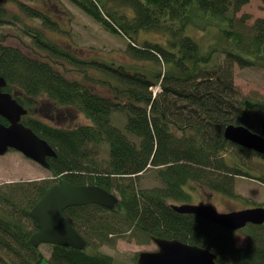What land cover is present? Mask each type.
Instances as JSON below:
<instances>
[{"label":"trees","instance_id":"trees-1","mask_svg":"<svg viewBox=\"0 0 264 264\" xmlns=\"http://www.w3.org/2000/svg\"><path fill=\"white\" fill-rule=\"evenodd\" d=\"M68 1L110 33L125 37L128 55L146 67L132 72L124 65L78 61L69 51L46 42L39 32H26L36 50L46 55L43 60L4 45L0 34V73L7 88L22 93L17 100L27 115L21 123L56 154L47 160L53 181L0 186V264L44 260L40 246L29 244L37 231L30 211L60 179L76 186H98L114 193L118 203L112 210L96 205L66 209L65 219L87 248L52 246L48 264H115L97 248L128 232L131 238L175 239L206 249L216 256V264H264V224L241 230L246 245L239 247L235 233L171 209V205L189 204L191 196L185 191L189 183L237 198L234 177H249L242 161L252 151L227 142L223 134L229 125L259 134L264 119V103L247 109V100L233 81L235 66L264 70V19L246 28L236 17L250 0ZM20 9L46 27L55 25L33 7L21 3ZM189 30L213 34L214 45L202 48ZM145 31L165 34L167 40L139 47L135 36ZM48 56L100 72V83L108 93H98L96 77H85L95 89L68 79L62 66ZM154 87L161 90L156 95ZM38 103L51 106L53 113L72 110L86 123L51 126L44 122ZM113 112H126L124 131L112 124ZM1 123L6 125L3 119ZM103 145L107 161L99 156ZM147 171L155 173L160 187H137Z\"/></svg>","mask_w":264,"mask_h":264},{"label":"rangeland","instance_id":"rangeland-1","mask_svg":"<svg viewBox=\"0 0 264 264\" xmlns=\"http://www.w3.org/2000/svg\"><path fill=\"white\" fill-rule=\"evenodd\" d=\"M7 2L0 9V11L2 10L0 34L4 36V45L16 47L30 56L36 54V57H43L42 59L44 60L46 55L39 53L33 44V39L25 35L26 32L32 33V31H36L44 37L46 42L69 51L78 61L97 60L103 64L124 65L126 69L132 72L136 68L142 69L146 67L144 62L132 59L128 55L127 43L129 42L125 37L110 33L68 0H56V2L51 0H12ZM21 3L33 7L42 13L44 12L55 21V25L46 27L39 20L26 17L20 9ZM127 15L130 18L133 17L132 12H128ZM236 17L241 22H244L246 28H251L256 20L264 19V4L261 0H250L236 14ZM16 18L20 19L21 23H17L14 20ZM188 34L204 49H207L211 44L214 45L215 38L213 34L207 35L194 30H189ZM135 39L136 44L140 47L144 42L164 43L167 40V35L156 31H145L136 35ZM49 57L48 60L62 66V70L68 79L76 80L89 88L95 89L85 77L86 75L89 78L96 77L98 93L104 96L108 93L107 88L100 83V77L102 78L100 72L82 63L77 62L78 64L74 65L62 60L52 59L51 57L49 59ZM233 78L234 85L242 98L251 103H264L263 69H242L235 66ZM159 91H161L159 87L152 88L153 95L158 94ZM56 111L59 112L56 118L52 120L49 117L44 119V122L51 126L61 127H67L75 123H86L82 115L80 116L72 110L58 109ZM111 121L116 128L124 131L127 121L126 112H113ZM99 152L100 158L107 161V146L103 145L100 147ZM230 153H237V151L232 150ZM251 153L249 157L242 161L245 164V170L251 178L234 177V192L237 198H227L222 194L211 193L196 183H189L185 186V191L191 196L188 203L202 205L204 201L206 202L204 204L210 205L219 213L264 206V159L254 152ZM46 179L53 181L50 172L27 159L21 153L10 150L5 155L0 156V186L9 183H26ZM160 186L161 184L155 177V173L147 171L141 177L137 187L151 189ZM129 234L130 232L123 233L118 237H112L110 238L112 241L105 245H99L97 250L111 256L115 264H137L136 257L139 252L155 251L157 249L151 239H146L141 235L131 238L128 236ZM236 243L239 247H243L246 245V239L237 233ZM40 248L45 255L44 260L40 264H48L47 260L50 257L52 246L42 244Z\"/></svg>","mask_w":264,"mask_h":264},{"label":"water","instance_id":"water-1","mask_svg":"<svg viewBox=\"0 0 264 264\" xmlns=\"http://www.w3.org/2000/svg\"><path fill=\"white\" fill-rule=\"evenodd\" d=\"M8 0H0V7ZM5 86L0 76V156L14 150L46 170L50 169L48 159L55 158L52 148L21 123L27 112L9 95L1 92ZM247 109L253 103L244 102ZM5 120L8 126L1 123ZM224 139L240 148L264 157V119L259 134L252 133L243 126L229 125L225 128ZM118 203L114 193L93 185L76 186L60 179L50 186L41 200L30 211L37 224L29 244L39 247L42 244L67 247L78 251L87 248L85 240L65 219L63 212L72 207L96 205L112 210ZM177 214L194 215L229 231H238L246 225L264 224V207L219 213L210 205H171ZM157 249L142 251L136 257L137 264H216V256L210 251L182 243L175 239L152 238Z\"/></svg>","mask_w":264,"mask_h":264},{"label":"flooded vegetation","instance_id":"flooded-vegetation-1","mask_svg":"<svg viewBox=\"0 0 264 264\" xmlns=\"http://www.w3.org/2000/svg\"><path fill=\"white\" fill-rule=\"evenodd\" d=\"M8 3V2H7ZM5 5V4H4ZM3 5V6H4ZM2 6V7H3ZM2 7H0V9H2ZM42 13V12H41ZM44 13V12H43ZM44 15L45 16H47L45 13H44ZM0 76L4 79V81H5V86L4 87H2L1 88V92L2 93H4V94H9L12 98H13V100H15L16 101V103H18V100L17 99H19L20 98V96L22 95V93L21 92H19V91H17V89L15 88V87H8L7 88V81H6V79L1 75V73H0ZM18 105H20L21 106V104L20 103H18ZM38 106H39V112L40 113H42L43 115H45V117L48 119L49 117H51L52 118V120L54 119V118H56L57 117V115L59 114V112L58 111H56L55 110V112L53 113V109L51 108V106H48V105H46L45 103H38ZM22 107V106H21ZM58 112V113H57ZM27 115V114H26ZM25 115V116H26ZM58 118H59V116H58ZM6 126H8V124H7V122H6ZM204 203H206V202H204L203 201V204L202 205H204ZM237 211V210H236ZM229 212H232V211H229ZM229 212H226V213H229ZM248 225H250V224H248ZM217 226V225H216ZM247 226V225H246ZM245 226V227H246ZM244 227V228H245ZM243 228V229H244ZM224 229V228H223ZM243 229H240V230H238V231H231V232H233V233H235V236H236V234L238 233V234H240V231L241 230H243ZM229 231V230H228Z\"/></svg>","mask_w":264,"mask_h":264},{"label":"bare ground","instance_id":"bare-ground-1","mask_svg":"<svg viewBox=\"0 0 264 264\" xmlns=\"http://www.w3.org/2000/svg\"><path fill=\"white\" fill-rule=\"evenodd\" d=\"M91 20H93L92 18H90Z\"/></svg>","mask_w":264,"mask_h":264}]
</instances>
